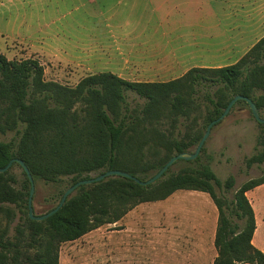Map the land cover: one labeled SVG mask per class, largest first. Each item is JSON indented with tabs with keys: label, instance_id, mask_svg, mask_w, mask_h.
<instances>
[{
	"label": "trees",
	"instance_id": "trees-1",
	"mask_svg": "<svg viewBox=\"0 0 264 264\" xmlns=\"http://www.w3.org/2000/svg\"><path fill=\"white\" fill-rule=\"evenodd\" d=\"M44 76L37 59H8L0 53V133H14L10 140H0V168L20 158L34 181L58 183L67 176L73 185L108 170L147 180L174 155L196 150L204 129L236 95L251 98L264 112V37L234 64L192 67L169 81H130L103 71L70 87ZM128 91L145 102L130 107ZM236 104L249 106L245 100ZM259 144L262 148L246 158L248 169L264 163V132ZM198 160H179L191 165L176 172L170 168L148 186L123 176L81 185L42 221L29 216L31 182L14 162L0 173V211L8 219L0 232V264H60L62 243L117 223L137 205L165 200L179 190L208 193L218 209L213 264H264V251L253 244L257 222L247 196L264 184V174L244 182L229 200L218 195L217 187L235 188V177L223 181L209 166L192 165ZM15 165L22 169L21 181L13 173ZM64 192L59 191L55 207ZM8 204L26 215L13 236L8 226L16 213Z\"/></svg>",
	"mask_w": 264,
	"mask_h": 264
},
{
	"label": "rangeland",
	"instance_id": "rangeland-1",
	"mask_svg": "<svg viewBox=\"0 0 264 264\" xmlns=\"http://www.w3.org/2000/svg\"><path fill=\"white\" fill-rule=\"evenodd\" d=\"M83 2L81 11L65 19L73 25L76 24L73 27L75 30L80 28L83 22L86 26L83 14L88 13L93 7L91 2L86 0ZM200 2L202 3L203 0ZM236 19L234 16H228L227 28H235ZM250 19L247 18L248 21ZM255 20H250L248 24ZM243 26L245 30L264 28V18L258 25ZM240 34L233 31L221 34L219 41L225 49L220 53V57L216 59L205 57V61H217L197 66L217 67L238 62L259 39L264 37L263 31ZM36 36L35 34L32 37ZM38 40L27 42L0 35V53L6 55L8 59H37L45 68L46 80L57 81L70 87L76 86L84 77L106 69L103 64L91 65L90 62L93 61L89 49L83 60L75 58L72 51H70L71 57H68L70 59L66 60L62 55L66 54L67 50L57 44L56 48L46 50L44 53L41 39ZM93 59L96 60V57ZM80 61H85V65L78 64ZM194 66H179V69L171 74L146 75L162 77L156 81H168L181 77L188 68ZM126 94L130 107L140 106L145 102L131 91ZM261 116L264 118V112ZM180 129L183 131L184 127L180 126ZM263 132L264 127L255 119L250 107L246 104H236L222 121L212 127L203 146L204 151H201L197 157L199 160L192 165L209 166L223 181L231 175L234 176L235 188L227 191L225 188L217 187L218 195L231 200L235 190L244 182L264 174V163L254 165L250 169L245 163L246 158L262 148L259 140ZM13 136L14 133H0V140L8 141ZM194 151L195 148L191 150ZM188 165L191 164L177 161L171 170L176 172ZM13 173L19 181L24 178L21 167L17 165L13 167ZM97 175L99 173H94L92 177ZM34 182L32 204L37 215L45 214L55 207L58 203L59 191H65L71 185L70 177L67 176L62 177L58 183L41 179ZM252 196L258 198L255 199L260 223L257 241L264 251V188L255 189ZM8 206L16 213L8 226L9 235L13 236L18 225L24 226L26 215L15 204ZM218 217V209L208 193L179 190L165 200L137 205L117 223L103 225L77 240L62 243L60 264H211L214 257L212 241L217 229ZM232 218L242 224L235 215H232ZM7 222V217L0 211V232L6 228ZM204 249L207 251L206 255Z\"/></svg>",
	"mask_w": 264,
	"mask_h": 264
},
{
	"label": "crops",
	"instance_id": "crops-1",
	"mask_svg": "<svg viewBox=\"0 0 264 264\" xmlns=\"http://www.w3.org/2000/svg\"><path fill=\"white\" fill-rule=\"evenodd\" d=\"M86 2L93 4L90 11L83 14L88 27L83 22L75 30L73 27L76 24L65 19L82 10L83 0H0V35L27 42L41 39L44 53L56 48L58 44L67 50L62 55L66 60L71 57L70 51L74 52L75 58L83 60L89 49L93 61L91 65L103 64L106 66L105 71L130 81H156L162 77L146 74H171L179 66L196 67L216 62L205 61L204 58L220 57L225 49L219 41L221 34L230 31L239 34L264 32V28L245 30L243 26L261 23L264 18V0H203L202 3L200 0ZM228 16L237 18L235 28H227ZM247 18L256 20L251 25ZM35 34L37 36L33 38ZM95 57L96 60L93 59ZM85 61L78 64L85 65ZM263 185L255 189H262ZM255 189L248 191L247 196L255 210L257 222L253 244L261 249L257 241L260 223L255 201L258 198L252 196ZM215 234L211 264L218 254L214 248ZM204 253L207 254L205 249Z\"/></svg>",
	"mask_w": 264,
	"mask_h": 264
},
{
	"label": "water",
	"instance_id": "water-1",
	"mask_svg": "<svg viewBox=\"0 0 264 264\" xmlns=\"http://www.w3.org/2000/svg\"><path fill=\"white\" fill-rule=\"evenodd\" d=\"M239 100H245L250 107V110L253 114V116L255 117V119L260 122V123H264V118L261 116V112L258 108V106L256 105V103L249 97L243 96V95H236L228 104V106L226 107L225 111L223 112V114L213 120L206 129L205 134L203 135L198 147L196 148V150L194 152H182L179 153L177 155H174L157 173H155L152 177L148 178L147 180H141L140 178L133 176L132 174L128 173V172H124L121 170H108L106 172H103L95 177H91L88 179H83L80 180L78 182H76L75 184L71 185L69 188H67L59 202V204L53 208L52 210L48 211L45 214L42 215H37L35 213L33 204H32V197H33V193H34V178L33 175L30 171V169L28 168L27 164L20 158H15L13 160H11L9 162V164L6 167L0 168V173H3L5 171H7L14 162H17L18 164H20V166L23 168V170L25 171V173L27 174L30 182H31V189H30V195L28 198V210H29V216L31 219L33 220H38V221H42L47 219L48 217L54 215L67 201V199L69 197H71L75 191L81 186V185H90L93 184L95 182H100L108 177H114V176H123V177H127V178H131L133 180H135L137 183L143 185V186H148L150 184L155 183L157 180H159L160 178H162V176L179 160H194L196 159L199 154L201 153V150L208 138V136L210 135V131L212 129V127L219 123L220 121H222L231 111V109L233 108V106L239 101Z\"/></svg>",
	"mask_w": 264,
	"mask_h": 264
}]
</instances>
